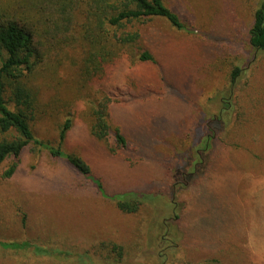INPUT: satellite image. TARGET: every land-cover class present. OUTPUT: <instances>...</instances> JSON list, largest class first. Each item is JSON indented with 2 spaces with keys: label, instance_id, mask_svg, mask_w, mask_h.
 Wrapping results in <instances>:
<instances>
[{
  "label": "rangeland",
  "instance_id": "374dc122",
  "mask_svg": "<svg viewBox=\"0 0 264 264\" xmlns=\"http://www.w3.org/2000/svg\"><path fill=\"white\" fill-rule=\"evenodd\" d=\"M259 1L164 0L192 33L149 22L138 44L121 51L98 82L84 72L89 48L74 43L71 31L60 36L65 47L51 51L57 38L34 12L18 11L43 61L26 78L40 109L33 132L56 146L70 119L62 148L88 161L106 198L63 160L27 147L11 178L2 177L10 162L0 166V243L28 242L42 251L0 246V264H160L158 252L168 247L174 248L166 264H264V52L248 63L246 46ZM140 49L158 65L139 62ZM236 60L246 67L232 90L237 105L234 99L224 156L191 185L177 175L187 170L178 154L188 148L194 120L206 110L217 114L209 97H226V75ZM105 97L112 101L110 124L127 140L118 155L89 140L91 110ZM200 146L186 151L196 162L207 154L198 155ZM127 192L153 200L124 213L108 197ZM173 216L179 219L176 243H157Z\"/></svg>",
  "mask_w": 264,
  "mask_h": 264
},
{
  "label": "trees",
  "instance_id": "16d2710c",
  "mask_svg": "<svg viewBox=\"0 0 264 264\" xmlns=\"http://www.w3.org/2000/svg\"><path fill=\"white\" fill-rule=\"evenodd\" d=\"M256 4L246 30V46L252 53L248 56V63H252L258 53L264 52V0ZM24 8L34 12L33 18L38 16L40 27L52 32L54 38H57V42L50 47L51 51L65 47V40L60 36L70 31L75 38L74 43L78 42L89 48L84 72L96 82L108 74L114 62L121 56V51L138 44L142 29L149 22L163 21L172 30L185 34L192 33V26L187 25L164 0H12L11 4L10 0H0V166L6 161L10 162L2 177L9 179L13 176L23 151L31 146L37 152L44 150L53 160H63L78 175L91 179L99 193L106 198L102 186L91 175L88 161L77 154L66 153L62 148L72 125L70 119H66L61 126L56 146L37 139L33 132L31 122L40 109L37 96L27 84L26 78L33 75L43 61L33 32L18 12ZM138 52L139 62L158 65L149 50L140 49ZM244 68L239 60L230 64L229 73L226 75V97L224 92L209 97L217 114L213 116L206 110L194 120L192 129L186 136V151L200 144L201 149H195L198 155L201 152L207 154L201 155L198 162L195 157L187 155L186 151L182 155L178 154V158L187 166V170L176 168L180 170L177 175L184 182L198 184L200 179L207 178L209 169L212 171L224 156V145L233 124L234 99L237 105V96L233 95L232 90ZM111 102L109 97H105L100 104L93 106L89 133L98 146L104 144L107 152L118 155V152L127 149V140L121 130L109 122ZM199 165L201 166L198 169ZM108 199L114 202L121 212L135 213L143 201H151L153 196L127 192ZM173 217L163 223L164 234L158 236L157 243H176L178 224L175 221L179 219ZM0 246L11 250L31 247L38 254L42 251L28 242L0 243ZM168 248L167 250H173L174 247ZM167 250L158 252L160 264H166L169 253Z\"/></svg>",
  "mask_w": 264,
  "mask_h": 264
},
{
  "label": "crops",
  "instance_id": "0c3cea01",
  "mask_svg": "<svg viewBox=\"0 0 264 264\" xmlns=\"http://www.w3.org/2000/svg\"><path fill=\"white\" fill-rule=\"evenodd\" d=\"M89 140H90V142H91V141H94V140H93V139H91V138H90ZM94 145H95V142H94Z\"/></svg>",
  "mask_w": 264,
  "mask_h": 264
}]
</instances>
